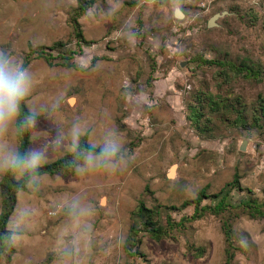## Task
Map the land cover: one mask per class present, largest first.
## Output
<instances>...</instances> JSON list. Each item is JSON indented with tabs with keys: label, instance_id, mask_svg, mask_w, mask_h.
<instances>
[{
	"label": "rangeland",
	"instance_id": "rangeland-1",
	"mask_svg": "<svg viewBox=\"0 0 264 264\" xmlns=\"http://www.w3.org/2000/svg\"><path fill=\"white\" fill-rule=\"evenodd\" d=\"M80 1L0 0V48L26 60L33 75L27 107L61 100L52 120L45 114L30 130L28 150L48 142L57 124L67 130L80 119L95 129L90 139L116 129L127 161L115 172L41 174L39 191L18 190L8 222L23 205L33 214L14 246L2 236L0 264H226L225 219L233 231L232 264H264V215H249L241 202L255 198L264 211V77H224L208 63L226 58L264 67V0H86L78 14ZM175 8L183 17L174 16ZM215 13L221 15L209 27ZM75 16L86 42L73 34ZM57 41L62 45L53 47ZM65 58L77 67L61 64ZM208 94L227 106L201 103L204 127L197 129L188 106ZM65 153L49 149L44 163ZM201 190V206L226 195V209L176 224L193 214ZM75 196L87 206L81 222L90 231L68 262L61 233L80 235L61 205ZM140 200L162 225L170 218L168 235L154 239L144 229ZM135 220L140 229L129 251Z\"/></svg>",
	"mask_w": 264,
	"mask_h": 264
},
{
	"label": "clouds",
	"instance_id": "clouds-1",
	"mask_svg": "<svg viewBox=\"0 0 264 264\" xmlns=\"http://www.w3.org/2000/svg\"><path fill=\"white\" fill-rule=\"evenodd\" d=\"M82 68L86 67L81 65ZM33 87L30 70L8 49L0 48V174H11L22 186L30 191H39L42 176L40 169L52 151L63 150L71 153L68 166L77 175L90 171L115 172L127 161V152L116 129L105 127L96 139L95 129L86 122L76 119L67 130L58 125L55 135L42 147L22 151L12 137L19 138L35 129L38 118L45 114L51 119L60 107L61 100L56 98L48 105L22 108ZM52 120V119H51ZM70 221H76L80 239L73 240L71 235L61 233L65 241L61 249L63 260L71 262L81 254L85 234L90 225L82 223L86 217L87 206L75 196L64 202ZM33 210L28 205L19 207L10 219L4 240L8 247L18 242L19 236L28 226ZM73 229L69 228V232Z\"/></svg>",
	"mask_w": 264,
	"mask_h": 264
},
{
	"label": "trees",
	"instance_id": "trees-1",
	"mask_svg": "<svg viewBox=\"0 0 264 264\" xmlns=\"http://www.w3.org/2000/svg\"><path fill=\"white\" fill-rule=\"evenodd\" d=\"M88 1V0H87ZM92 0H89V2ZM86 0L83 1L81 0L76 8L77 13L79 14L80 11L84 10L86 7ZM77 14V16H78ZM72 18V24H73V34L75 37L78 39L80 42H86V40L83 37L82 30L80 29V26L78 24V21L76 17ZM53 47L61 46L62 42L57 41L54 42ZM40 53L44 55V58L47 61H51L52 56L50 53H47L43 50H40ZM61 64L65 66H71V67H77L74 62H70L65 58L64 61L60 62ZM208 63L211 64H216L220 67L219 73L222 74L224 77H226L229 72H231L233 75H241L245 78H253V79H260V77H264V67L262 66H256L254 64H249L246 62H240V63H233L230 60H227L226 58L223 59H210L208 60ZM23 64H26V60L23 62ZM209 95V94H208ZM197 102L191 103L188 108H189V114H188V119L191 122V124L195 128H201L203 129L202 125V106L201 103H206L205 105H208L209 108H222L225 105L227 106L226 101L222 100H216L213 96H208L207 99L204 101L200 102L201 98H198ZM264 101V100H263ZM225 106V107H226ZM22 108L25 110L27 109V105L24 102V105H22ZM259 117L264 116V103H262L260 110H259ZM239 112L237 113V116H241ZM207 120V118H206ZM258 119H255L254 121H257ZM30 145V131L28 133H25L24 135L19 137V143L18 146L21 148L22 151L28 150ZM71 159V153H65L61 157L57 158L56 160L49 162V163H44L43 166L40 169L41 174H53V173H71L73 171L72 168L68 166V161ZM237 174L234 175L233 179V185L237 183ZM2 187H3V192L4 195L1 199V209H0V245L3 244L2 236L6 234L7 228L6 224L8 222L9 216L13 210L14 204L16 202V193L18 190L25 189L22 186L21 182H18L11 174H4L3 175V181H2ZM205 196L204 190H201L196 198L193 200L194 202V212L190 217H183L179 222L176 224H183V222L186 219H193L199 215H201L206 209H209L210 211L214 213H218L221 210L226 209V195H222L219 200L212 206L209 205H202L201 206V199ZM190 201L185 200L183 203L184 205L188 204ZM243 206L247 209L249 215H264V211L260 208L259 202L254 198V199H249L245 202L241 201ZM158 212L156 210H153L150 207H147L144 203L143 200L139 201V204L137 206L136 210V215L139 220L143 222L144 229L149 232L150 236L154 239H161L162 237L168 235L169 229L172 228L174 225L170 222V218L168 217L167 220V226L162 225L158 219L157 216ZM172 226V227H170ZM138 223L133 221L129 228V233L127 237V242L126 246L129 251L135 246V242H137V234L139 231ZM222 229L224 233V238H225V254H226V264H232V258L234 256V242L232 238V227L229 221L226 219L222 221ZM135 253H138L137 247L135 248ZM200 253H202V249L199 250ZM142 255V254H141Z\"/></svg>",
	"mask_w": 264,
	"mask_h": 264
},
{
	"label": "water",
	"instance_id": "water-1",
	"mask_svg": "<svg viewBox=\"0 0 264 264\" xmlns=\"http://www.w3.org/2000/svg\"><path fill=\"white\" fill-rule=\"evenodd\" d=\"M183 12L179 9V8H175V10H174V16L175 17H177V18H181V17H183ZM221 15V13H215L214 15H212L210 18H209V20H208V22H207V25L210 27V26H214L215 24H216V22H215V19L218 17V16H220ZM241 148H243V146L241 147Z\"/></svg>",
	"mask_w": 264,
	"mask_h": 264
},
{
	"label": "bare ground",
	"instance_id": "bare-ground-1",
	"mask_svg": "<svg viewBox=\"0 0 264 264\" xmlns=\"http://www.w3.org/2000/svg\"><path fill=\"white\" fill-rule=\"evenodd\" d=\"M172 170V169H171ZM172 173V171H170V173L169 174H171Z\"/></svg>",
	"mask_w": 264,
	"mask_h": 264
}]
</instances>
